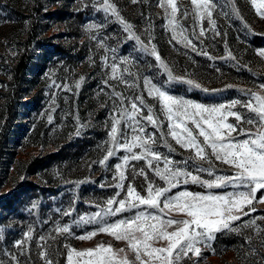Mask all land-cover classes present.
<instances>
[{
	"label": "rangeland",
	"instance_id": "rangeland-1",
	"mask_svg": "<svg viewBox=\"0 0 264 264\" xmlns=\"http://www.w3.org/2000/svg\"><path fill=\"white\" fill-rule=\"evenodd\" d=\"M35 1L0 0V131L5 101L3 95L11 80L12 66L25 49V40L32 25V13L36 10ZM41 1L44 5L43 11L70 6L66 11L73 26L69 28L68 22L59 20L56 14L48 19L43 13L38 16V36L32 45L35 66L27 75V91L24 93L30 103L21 105L12 124L13 130H8L10 138L1 136L0 132V197L11 195L22 182L34 183L28 192L20 193L16 210L7 212L0 207V216H4L0 223V261L3 264H16L12 256L17 257L19 264H44L39 255L41 248L38 247V238L51 232L56 221L61 224L69 223L79 215L96 211L90 202L103 203L116 191L113 187L101 188L100 185L113 183L114 165L120 162L119 159L111 158L108 161V170L93 163L105 154L104 142L108 140L111 124L109 117L115 99L109 98L113 88L106 86L104 81L108 79L107 74L111 70L102 66L101 57L107 55L108 63L111 64L113 53H105L104 49L99 48L97 41L90 38L95 33L86 32V26L91 23L107 25L98 39L104 36L115 37L107 40V44L116 49L117 63L120 57L134 58L135 63L129 65L131 72H139L141 77L154 76L156 82L161 84L167 80V74L161 73L156 67L153 56L136 50L139 46L135 41L117 44L116 38L123 40L125 36L122 25L116 22L115 17H106L104 12L93 8L92 0H69V5L64 0ZM112 2L146 43L148 35L145 29L151 23L152 43L173 75L200 85V88H196L180 81L165 84L171 94L212 105L233 99L247 100L248 90L259 91V85L264 84V58L257 55L259 49H264V19L256 14L250 0H235L239 17L233 15L229 0H215L220 5L213 13L215 30L205 19L204 35L199 36L200 26L196 25L195 31L199 39L193 41L197 44L195 51L172 39V32L165 27L164 12L157 6L158 0H139L138 3H133L132 0ZM85 3L87 7L84 6ZM178 3L191 9L189 0H178ZM81 13L83 16L79 17ZM181 22L188 28L190 35L194 23L191 16ZM217 31L219 35L216 34ZM229 52L235 59L228 56ZM77 83L79 87H76ZM109 84L116 85L115 91L126 96L134 94L133 90L117 81L109 80ZM144 96L147 103L155 105L158 111L157 101L148 97L146 92ZM49 116L52 118L51 122ZM229 119L230 122L233 121V118ZM148 131L154 129L149 126ZM169 142L176 149V153L170 154L174 159L180 160L190 155L170 138ZM68 146H73L74 155L69 161L54 160L35 172L31 170L30 163L34 159L46 157ZM159 151L168 153L163 145ZM119 155H124L123 151ZM131 163L137 168L145 166L144 161ZM217 169L219 174H230L227 166L219 162ZM127 175L128 181L125 185L132 181L130 168ZM149 178L163 186V181L151 172ZM84 180L89 182L77 187L75 182ZM134 183L143 194L144 178L136 177ZM186 187L191 191H205L196 185L189 184ZM261 195L264 192H258L257 199ZM74 199L76 211L71 217L61 216L56 211L68 209ZM34 203L38 205L37 208L32 207ZM255 208L256 212L242 219L264 216V204L255 203ZM241 223L242 221H237L236 225ZM257 224L264 228V221L257 220ZM29 227L34 230L33 240L30 245L25 246L24 254H21V250L15 247V242L24 238ZM92 227L94 226L74 227L73 231L79 236ZM52 235L56 234L53 232ZM246 236L252 237L251 243L245 240ZM99 242H111L115 248L125 247L124 242L116 241L106 234H98L92 240L86 241L65 234L57 237L55 243L48 241L53 244L49 252L57 264H67L68 249L64 245L86 249ZM212 248L215 249V254L210 249H202L203 256L199 264H264L261 259L264 256V232L257 235L253 228H244L241 234L217 233L216 239L212 241ZM253 249L258 255L251 254ZM196 259L186 258L181 264H194Z\"/></svg>",
	"mask_w": 264,
	"mask_h": 264
},
{
	"label": "snow or ice",
	"instance_id": "snow-or-ice-1",
	"mask_svg": "<svg viewBox=\"0 0 264 264\" xmlns=\"http://www.w3.org/2000/svg\"><path fill=\"white\" fill-rule=\"evenodd\" d=\"M132 2L138 3L139 0ZM229 2L233 15L239 17L235 0ZM189 3L191 9L178 3V0H158L157 6L164 12L165 27L172 32V39L195 51L197 44L193 41L204 35L205 19L215 30L213 13L220 5L215 0H189ZM250 3L256 14L264 19V0H250ZM84 6L88 5L85 3ZM91 6L104 12L106 17H115L116 22L122 25L125 36L123 40L116 38L118 45L135 41L139 46L136 50L153 56L156 67L167 74V80L161 84L156 82L154 76L141 77L139 72H131L129 65L135 63L134 58L120 57L117 63L116 49L107 44V40L115 37L98 39L107 25L91 23L86 26V32L95 33L90 38L97 41V46L105 53H113L111 64L107 55L101 57L102 66L111 70L104 83L113 88L109 98L115 99L109 117L108 140L104 142L105 154L93 163L108 170V161L111 158L119 159L120 162L114 165L113 183L100 185L101 188L113 187L116 191L103 203L90 202L96 211L79 215L69 223L56 221L51 232L38 238V247L41 248L39 255L44 264H57L49 252L53 244L48 241L55 243L57 237L65 234L81 241L106 234L125 243V247L120 248H115L111 242H99L86 249L64 245L68 249L67 264H181L192 257L197 258L194 264H199L202 249H210L215 254L212 241L217 233L241 234L244 228H253L257 235L264 232V228L257 224V220L264 221V216L242 219L256 212L255 203L264 204V195L257 199V193L264 192V84L259 85V91L248 90L247 100L233 99L212 105L173 95L165 84L180 81L196 88H200V85L173 75L152 43L151 23L145 29L148 35L146 43L134 31V26L121 16L112 0H92ZM189 16L194 22L190 35L181 22ZM197 24L200 26L199 36L195 31ZM216 34L219 35V32ZM257 55L264 58V49H259ZM228 56L235 59L231 52ZM109 80L125 85L134 94L126 96L115 91L116 85L109 84ZM76 87H79V83ZM145 92L157 101L158 111L155 105L147 103ZM229 118H233V121L230 122ZM51 119L49 116V122ZM149 126L154 131L149 132ZM169 138L190 155L180 160L174 159L170 154L176 153V149ZM161 145L168 149V153L159 151ZM121 151L124 155H119ZM131 161H144L145 166L137 168ZM217 162L227 166L230 174H219ZM129 168L132 181L125 185ZM149 172L163 181V186L150 179ZM140 176L145 182L143 194L134 183L136 177ZM87 182L75 183L78 187ZM189 184L205 191L188 190L186 186ZM229 188L232 190L226 191ZM75 203L74 199L68 209L56 211L61 216L71 217L76 211ZM32 207L37 208L38 205L34 203ZM237 221L242 223L237 226ZM89 225L94 227L79 236L73 231L74 227ZM33 235L34 230L29 227L24 238L15 242L21 254H24L25 246L30 245ZM245 240L251 243L252 237L246 236ZM251 254L258 255L255 249ZM12 259L19 264L16 256H12ZM261 259L264 260V256ZM0 264L3 262L0 261Z\"/></svg>",
	"mask_w": 264,
	"mask_h": 264
},
{
	"label": "trees",
	"instance_id": "trees-1",
	"mask_svg": "<svg viewBox=\"0 0 264 264\" xmlns=\"http://www.w3.org/2000/svg\"><path fill=\"white\" fill-rule=\"evenodd\" d=\"M67 5H69V0H64ZM58 3V2H57ZM55 3V4H57ZM43 1L36 0L34 4V8L36 9L34 13H32V25L28 32V37L25 40V49L18 57L16 63L12 66L11 69V80L9 81V86L7 91L4 93L5 101L3 103V110L1 114L2 120V129L1 136L8 137V130H13V125L15 118L18 116L21 105H27L30 103L29 99L24 97V93L27 91L25 89V85L27 83V75L32 72L35 66V59L33 55L32 45L34 40H36L38 33L37 28L39 26V18L38 16L43 13L47 19L52 15H58L59 20L67 21L68 27L73 26V21H70L71 18L68 16V12L66 11L70 6H59L56 9H51L48 11H43ZM63 7V8H61ZM72 15V14H71ZM70 15V16H71ZM82 13L79 17H82ZM39 44V43H38ZM12 134V133H11ZM3 139V137H2ZM73 146H68L58 150L57 152H53L48 154L43 158H36L30 163V168L33 172H35L39 167L45 166L48 162L54 160L69 161L74 155L72 154ZM34 186V183L25 181L22 182V185L18 187L11 195H6L4 197H0V207L7 212L16 210V204L19 200L20 193H26L29 191L31 187ZM4 216H0V223Z\"/></svg>",
	"mask_w": 264,
	"mask_h": 264
}]
</instances>
